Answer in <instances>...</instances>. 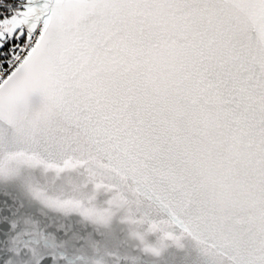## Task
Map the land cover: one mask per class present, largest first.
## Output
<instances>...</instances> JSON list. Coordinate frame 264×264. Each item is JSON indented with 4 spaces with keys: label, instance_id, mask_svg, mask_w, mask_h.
I'll use <instances>...</instances> for the list:
<instances>
[{
    "label": "snow or ice",
    "instance_id": "1",
    "mask_svg": "<svg viewBox=\"0 0 264 264\" xmlns=\"http://www.w3.org/2000/svg\"><path fill=\"white\" fill-rule=\"evenodd\" d=\"M0 264H264V0H0Z\"/></svg>",
    "mask_w": 264,
    "mask_h": 264
}]
</instances>
